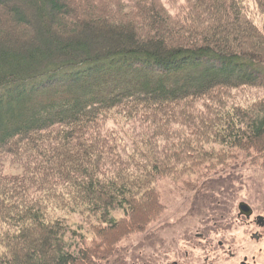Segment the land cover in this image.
Wrapping results in <instances>:
<instances>
[{
    "label": "trees",
    "instance_id": "1",
    "mask_svg": "<svg viewBox=\"0 0 264 264\" xmlns=\"http://www.w3.org/2000/svg\"><path fill=\"white\" fill-rule=\"evenodd\" d=\"M130 1L0 0V264L122 263L160 179L264 166V0Z\"/></svg>",
    "mask_w": 264,
    "mask_h": 264
},
{
    "label": "rangeland",
    "instance_id": "2",
    "mask_svg": "<svg viewBox=\"0 0 264 264\" xmlns=\"http://www.w3.org/2000/svg\"><path fill=\"white\" fill-rule=\"evenodd\" d=\"M161 1L172 13L174 7L183 2ZM17 3L21 4L20 1ZM247 5L250 17L258 23L261 16L254 3L247 0ZM24 10L35 12L31 6ZM3 14L5 12L0 9L1 18ZM260 92L252 88L230 90L233 102L241 104ZM7 166L6 162L4 171L12 172ZM179 185L166 178L157 182L165 209L146 232L133 234L122 241L119 251L122 263L118 264H239L244 257L248 262L254 257L255 264H264V226L259 228L244 217L237 218L236 208L238 202L244 201L253 209L250 219H254L256 213L264 216L263 165L245 163L235 168L227 179H215L210 184L215 186L210 195L193 198V193ZM255 233L260 235L257 240L253 236ZM219 242L223 247L218 245Z\"/></svg>",
    "mask_w": 264,
    "mask_h": 264
},
{
    "label": "flooded vegetation",
    "instance_id": "3",
    "mask_svg": "<svg viewBox=\"0 0 264 264\" xmlns=\"http://www.w3.org/2000/svg\"><path fill=\"white\" fill-rule=\"evenodd\" d=\"M240 202H244V201H240ZM240 202H238L237 205H236V208H237V218L244 217L247 220V222L250 220V221H252L253 224L257 225L259 228H262L264 226V216L262 214L256 213L254 219H250V217L253 214L252 207L248 203L244 202V203H246L249 206V209H250V214L247 216V215H245L244 213H242L240 211V209L238 207V205H239ZM253 236L256 237V240L260 238V235L258 233H255ZM218 245L221 246V247H223V243L222 242H219ZM231 255H232V253H231ZM230 257H232V256H230ZM239 264H255V259L253 257L251 259V262H248L247 259L244 257L242 259V261L239 262Z\"/></svg>",
    "mask_w": 264,
    "mask_h": 264
},
{
    "label": "water",
    "instance_id": "4",
    "mask_svg": "<svg viewBox=\"0 0 264 264\" xmlns=\"http://www.w3.org/2000/svg\"><path fill=\"white\" fill-rule=\"evenodd\" d=\"M238 207H239L240 211L242 213H244L245 215L248 216L250 214L249 206L246 203L240 202L239 205H238Z\"/></svg>",
    "mask_w": 264,
    "mask_h": 264
},
{
    "label": "bare ground",
    "instance_id": "5",
    "mask_svg": "<svg viewBox=\"0 0 264 264\" xmlns=\"http://www.w3.org/2000/svg\"><path fill=\"white\" fill-rule=\"evenodd\" d=\"M11 22V21H10ZM13 24H14V22H13ZM15 28V27H14ZM21 35V34H20ZM32 37V36H31Z\"/></svg>",
    "mask_w": 264,
    "mask_h": 264
}]
</instances>
